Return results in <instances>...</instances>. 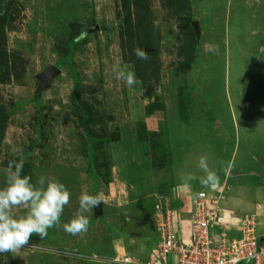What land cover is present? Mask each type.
Masks as SVG:
<instances>
[{
  "label": "rangeland",
  "instance_id": "obj_1",
  "mask_svg": "<svg viewBox=\"0 0 264 264\" xmlns=\"http://www.w3.org/2000/svg\"><path fill=\"white\" fill-rule=\"evenodd\" d=\"M0 1V190L9 161H23L33 185L44 176L71 193L61 225L78 214L89 220L76 236L62 227L42 240L33 234L18 253H0V264L147 259L160 225L178 230L188 215L190 225L198 191L228 208L218 225L226 217L240 233L253 221L264 249V0ZM115 65L135 73L132 90ZM49 68L58 73L40 90ZM76 85L85 92L79 103L93 108L86 126L101 151L78 120ZM204 155L215 191L200 183ZM187 173L197 179L185 187ZM85 193H103L99 213H80Z\"/></svg>",
  "mask_w": 264,
  "mask_h": 264
},
{
  "label": "clouds",
  "instance_id": "obj_2",
  "mask_svg": "<svg viewBox=\"0 0 264 264\" xmlns=\"http://www.w3.org/2000/svg\"><path fill=\"white\" fill-rule=\"evenodd\" d=\"M134 54L140 60L149 58L148 53L140 48L134 49ZM113 72L116 73V79L123 81L129 90L138 83L134 72L125 71L119 65L113 67ZM208 159L206 155L199 157L197 166L205 174L200 177V183L215 189L219 180L216 172L209 167ZM23 167V161H9L5 169L7 187L0 190V253H18L30 244L33 234L42 240L47 237L48 229L53 227H62L66 233L73 236L86 233L89 220L83 214H78L70 222L61 225L60 217L71 196L66 186L56 180H47L46 183V177L40 176L37 187L31 183L30 176H21ZM180 179L184 186L188 187V182L197 177L187 173L182 174ZM104 199L103 193L81 194L80 213L99 206ZM18 206H23L28 211L26 216L14 219L11 215L12 209Z\"/></svg>",
  "mask_w": 264,
  "mask_h": 264
},
{
  "label": "built area",
  "instance_id": "obj_3",
  "mask_svg": "<svg viewBox=\"0 0 264 264\" xmlns=\"http://www.w3.org/2000/svg\"><path fill=\"white\" fill-rule=\"evenodd\" d=\"M191 201L188 241L179 239L166 222L158 228L159 240L147 259L118 256L113 260L120 264H263L264 250L253 221L241 222L239 238H229L225 230L215 234L212 229L218 226L222 212L218 197L198 191Z\"/></svg>",
  "mask_w": 264,
  "mask_h": 264
},
{
  "label": "trees",
  "instance_id": "obj_4",
  "mask_svg": "<svg viewBox=\"0 0 264 264\" xmlns=\"http://www.w3.org/2000/svg\"><path fill=\"white\" fill-rule=\"evenodd\" d=\"M1 2L2 1H0V29H1L2 24L4 22V19H5V17L2 15V13H3V10H4L5 6H6L5 3H4V5H2ZM140 45L141 46H143V45L145 46L144 41L140 42ZM83 90L84 89L81 87V85H79V86L76 85L75 89L73 90L72 99L75 101L74 103H76V106H78L80 112L83 113V111H84V114H85V115L84 114L82 115L80 113V115L78 116V120H79L81 126L84 127V131L88 135V142L90 143V145L91 144L93 145V150L97 151L99 149V151H101L102 148H103V142L101 140H94L93 136L89 134V133H91L89 128H87V126H89L88 124L90 122L87 123L86 121L89 120V117L93 118V108L90 107L91 105L88 106V104L86 103V100H84L83 103H79V100L81 98H84V95H85V92ZM3 114H4V111H3L2 107L0 106V133L2 132L3 128L5 127V122H6V119H7V116L3 115ZM86 114H87V116H86ZM86 124H87V126H86ZM90 124L93 125V123H90ZM43 140H45L44 137H43ZM93 158H94L93 160H95V165L98 164V160H100V159L97 158L96 154L93 155Z\"/></svg>",
  "mask_w": 264,
  "mask_h": 264
},
{
  "label": "crops",
  "instance_id": "obj_5",
  "mask_svg": "<svg viewBox=\"0 0 264 264\" xmlns=\"http://www.w3.org/2000/svg\"><path fill=\"white\" fill-rule=\"evenodd\" d=\"M210 189H212V188H210ZM215 191V190H214ZM186 201H188V199H186ZM241 204L239 203V206H240ZM221 208H223V209H227L228 210V208H224V207H222V206H220ZM226 210V211H227ZM182 217V216H181ZM189 218V215L188 216H183L182 217V224H181V226L179 227V229L178 230H175V232H176V234H177V236H178V238L179 239H181V240H183V241H188L189 240V238H190V225H189V223H188V219ZM230 220L228 219V218H226L225 217V219H224V221L222 222V224L219 226H215L213 229H212V231H213V233H215V234H217V233H219L220 231H222V230H225L226 232H227V236L229 237V238H239L240 237V233H239V231L237 230V229H234L231 225H230V223H228ZM154 248V247H153ZM152 248V249H153ZM264 250V249H263ZM149 253H150V251H149ZM149 256H147V258H148ZM142 260H145V259H142ZM249 264H252V263H249ZM263 264H264V257H263Z\"/></svg>",
  "mask_w": 264,
  "mask_h": 264
},
{
  "label": "water",
  "instance_id": "obj_6",
  "mask_svg": "<svg viewBox=\"0 0 264 264\" xmlns=\"http://www.w3.org/2000/svg\"><path fill=\"white\" fill-rule=\"evenodd\" d=\"M58 73L57 69L55 68H49V70L45 71L44 74L39 77L40 80V85L39 88L44 89L46 87H48L51 79ZM101 210V204L97 207H95V213H99Z\"/></svg>",
  "mask_w": 264,
  "mask_h": 264
}]
</instances>
